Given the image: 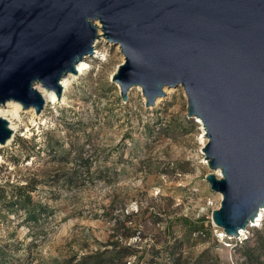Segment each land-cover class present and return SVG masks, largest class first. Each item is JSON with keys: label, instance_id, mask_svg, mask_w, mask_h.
Returning a JSON list of instances; mask_svg holds the SVG:
<instances>
[{"label": "rangeland", "instance_id": "1", "mask_svg": "<svg viewBox=\"0 0 264 264\" xmlns=\"http://www.w3.org/2000/svg\"><path fill=\"white\" fill-rule=\"evenodd\" d=\"M124 61L97 41L62 103L15 121L0 147V264H264V218L241 238L212 223L222 197L184 89L147 107L136 87L124 102L112 80ZM124 247L137 253L112 261Z\"/></svg>", "mask_w": 264, "mask_h": 264}, {"label": "water", "instance_id": "2", "mask_svg": "<svg viewBox=\"0 0 264 264\" xmlns=\"http://www.w3.org/2000/svg\"><path fill=\"white\" fill-rule=\"evenodd\" d=\"M100 39L125 58L112 79L124 102L136 87L147 107L184 89L205 129V180L222 196L212 223L239 237L264 212V0H0V106L38 116L36 85L60 101ZM12 134L0 118V144Z\"/></svg>", "mask_w": 264, "mask_h": 264}, {"label": "bare ground", "instance_id": "3", "mask_svg": "<svg viewBox=\"0 0 264 264\" xmlns=\"http://www.w3.org/2000/svg\"><path fill=\"white\" fill-rule=\"evenodd\" d=\"M97 25L100 26V24H98V23H97ZM99 32L101 33V30H99ZM97 41H99V40H97ZM96 42H95V44H96ZM86 63H87V58H85V60H83L80 64L77 65V69H78L77 70V72H78L77 76L83 74L86 71V69H87V66H86L87 64ZM77 76H75L74 74H68L65 78H63L61 80L60 85L62 87V92H66V91H68L71 88V86L73 85V82H74V80L76 79ZM35 88L37 89V91L40 93L42 99L44 100L43 110L41 111L40 114H38V116H37L35 108H33V107H31V108H29L27 110H25V109L23 110L22 107L19 104L14 103V102H8L6 105L0 106V118L5 119V120H7L9 122V127H10V129L12 130V133H13L11 138L7 141V143L5 145H1L0 144V147L8 146L13 141L14 134L18 130V126L15 125V121L21 123V121H22L21 113L22 112H27V113L31 114L32 115V119H33V123H36V121H38L42 117L44 109L48 105L55 106L56 104L62 103L61 99L59 101V98H58L57 94L55 93V91L48 90L45 87H43L42 85H40V84L36 85ZM165 91L166 92L170 91V89H165ZM199 122L202 125L201 121H199ZM202 130H203L202 144L205 146L206 143H207V138L205 136V129L203 128ZM263 218H264V212L261 211L260 217L258 218L256 223H253L252 225H249L248 228L257 227L258 225H260V222L263 220ZM248 228L246 230H244V231H241V233L239 234V237H236V238L243 237L245 235V233L247 232Z\"/></svg>", "mask_w": 264, "mask_h": 264}, {"label": "trees", "instance_id": "4", "mask_svg": "<svg viewBox=\"0 0 264 264\" xmlns=\"http://www.w3.org/2000/svg\"><path fill=\"white\" fill-rule=\"evenodd\" d=\"M18 202L22 204V206L24 207V209H26V212L28 213V215L30 217H32L34 215V211H32L31 209H29L27 207V203L30 202V197L29 195L28 196H22V197H19L17 198ZM29 210V211H28ZM189 227V230L192 229V226H188ZM203 225L202 227H199L198 230L200 229H203ZM196 228H194V232L198 231ZM130 249V247H124L122 248L121 251L117 252L116 254H113L112 257H111V260L114 261V260H123L124 258L128 257V256H135V253H137V251H134V252H127L128 250ZM181 256L180 257H177L176 259H174V264H180V260H181ZM110 260V262H111ZM85 264H100V262L96 261L95 260H91V261H87ZM138 264H139V261H138Z\"/></svg>", "mask_w": 264, "mask_h": 264}, {"label": "built area", "instance_id": "5", "mask_svg": "<svg viewBox=\"0 0 264 264\" xmlns=\"http://www.w3.org/2000/svg\"><path fill=\"white\" fill-rule=\"evenodd\" d=\"M225 234V233H224ZM224 236V235H223ZM225 236H226V234H225ZM227 237V236H226Z\"/></svg>", "mask_w": 264, "mask_h": 264}]
</instances>
